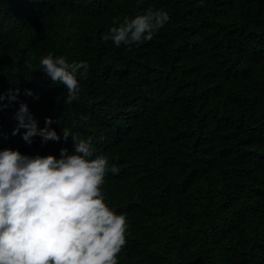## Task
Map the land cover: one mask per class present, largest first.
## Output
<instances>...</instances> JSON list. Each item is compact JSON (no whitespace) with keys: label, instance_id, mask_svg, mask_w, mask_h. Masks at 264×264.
I'll use <instances>...</instances> for the list:
<instances>
[{"label":"trees","instance_id":"trees-1","mask_svg":"<svg viewBox=\"0 0 264 264\" xmlns=\"http://www.w3.org/2000/svg\"><path fill=\"white\" fill-rule=\"evenodd\" d=\"M198 3L0 0V92L20 90L0 150L74 151L71 137L11 135L20 103L39 128L91 138L118 169L102 186L128 224L118 264H264V0ZM150 7L170 17L152 40H102ZM49 53L90 65L71 104L42 73Z\"/></svg>","mask_w":264,"mask_h":264},{"label":"clouds","instance_id":"clouds-1","mask_svg":"<svg viewBox=\"0 0 264 264\" xmlns=\"http://www.w3.org/2000/svg\"><path fill=\"white\" fill-rule=\"evenodd\" d=\"M204 3L199 0L198 6ZM169 19L166 10L150 7L134 18L124 17L120 26L111 27L101 38L116 47L150 41ZM39 63L52 84L67 89L65 104L79 99L77 74L87 75V62L69 63L49 53ZM19 93L18 88L0 92V111L16 102ZM24 94L33 95L27 89ZM14 119L17 127L11 135L24 129L21 138L27 144L34 137H40L42 144L71 137L74 151L69 154L62 148L57 159L0 150V264H118L128 224L123 214L108 206L102 191L109 171L118 172L115 164L110 166L107 156L94 154L91 138L80 139L67 128L57 135L50 127L51 118L39 128L25 103L19 104Z\"/></svg>","mask_w":264,"mask_h":264}]
</instances>
